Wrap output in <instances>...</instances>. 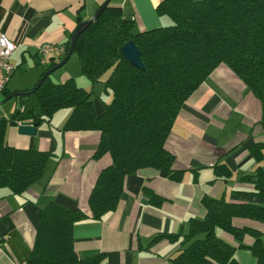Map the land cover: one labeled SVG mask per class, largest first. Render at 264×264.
Listing matches in <instances>:
<instances>
[{"label":"trees","instance_id":"16d2710c","mask_svg":"<svg viewBox=\"0 0 264 264\" xmlns=\"http://www.w3.org/2000/svg\"><path fill=\"white\" fill-rule=\"evenodd\" d=\"M156 9L159 15L169 16L170 23L137 31L135 20L109 1L78 34L73 53L78 56L81 71L96 81L103 80L102 75L110 70L103 80L104 89L112 91L110 101L95 97L93 89L77 84L72 75L55 81L49 74L35 87L55 60L32 86L19 89L25 91L17 95L19 105L10 116L0 115V187L23 193L43 177L53 155V149L9 144L7 126L27 119L51 122L57 110L70 107L62 129L99 130L93 156L99 158L109 152L112 157L99 172L89 195L93 217L101 218L117 207L125 177L141 167L165 168L170 178L181 180L184 169L171 166L174 155L165 142L184 102L220 63H226L249 90L264 100V0H160ZM81 20L79 15L78 22ZM69 39L64 42L65 54ZM131 39L140 49L143 68L132 64L121 51V45ZM10 92L6 88L3 94ZM263 149L264 140L250 145L257 162L264 158ZM214 171L218 177L232 174L225 162H217ZM241 181L253 186V190L245 191L264 197V165L258 164ZM144 192L153 204L160 205L164 200L149 187ZM201 202L205 214L191 216L186 233L159 232L150 243L163 238L177 241L182 236L181 247L171 258L173 264H237L235 244L217 233V228H222L239 244H244L243 236L250 234L253 241L248 246L257 258L256 264H264L261 229L233 222L236 216L264 222V204L208 194ZM84 216L79 207L58 201L47 203L41 209L24 264H99L104 257L102 251L80 255L75 248V223Z\"/></svg>","mask_w":264,"mask_h":264},{"label":"crops","instance_id":"0c3cea01","mask_svg":"<svg viewBox=\"0 0 264 264\" xmlns=\"http://www.w3.org/2000/svg\"><path fill=\"white\" fill-rule=\"evenodd\" d=\"M103 1L0 0V32L18 43L12 55L16 70L22 63L34 61L43 65V71L51 60L45 64L39 61V44L65 42L78 16L90 18ZM110 1L135 20L137 31L170 21L169 16L157 12L160 0ZM69 76L66 72L65 79ZM26 87L11 89L10 81L7 86L8 90ZM96 96L106 101L112 98L111 93L107 98ZM70 112V107L57 110L52 121L41 122L33 134L21 133L18 128L20 122L29 119L7 126L9 144L53 149V155L43 177L23 193L0 187V264L25 263L41 209L50 201L85 212L75 223V248L80 255L102 251L104 257L99 264H173L171 258L179 251L183 237L177 241H150L159 232L186 233L189 218L205 214L201 202L205 194L264 204V197L245 191L253 190V186L241 181L258 164L264 165V158L257 162L250 152L253 142L264 140V100L224 62L184 102L165 142L174 155L171 166L184 169L181 180L170 178L165 168L141 167L125 177L117 207L101 218L93 217L89 195L99 172L111 163L112 157L109 152L99 158L93 156L100 140L99 130L62 129ZM217 162H225L232 169L231 176L218 177L214 171ZM145 187L164 197L163 202L151 203ZM233 222L258 227L264 237V222L239 216ZM217 233L235 244L237 264H256L257 258L248 246L253 241L250 234H245L244 244H239L231 232L217 228Z\"/></svg>","mask_w":264,"mask_h":264},{"label":"rangeland","instance_id":"374dc122","mask_svg":"<svg viewBox=\"0 0 264 264\" xmlns=\"http://www.w3.org/2000/svg\"><path fill=\"white\" fill-rule=\"evenodd\" d=\"M170 21H171V18H170ZM170 21L167 22L166 24L170 23ZM30 59L32 60V58ZM42 69H43V65L41 64L36 65L34 61H31L28 63H22V65L17 68L16 72L11 77V80H10L11 89L18 88V87L32 86L37 81V77L39 73L42 71ZM66 72H68L69 75H72L75 77L77 84L82 85V86H84L85 84H88V85H85L84 87L93 89L94 96L99 94L107 98V96H109L110 93L112 94V91H106L104 89V82H103V80L108 76L110 70L106 71L102 75L101 78L103 80L92 81L90 78L87 77L86 74H84L81 71L79 59L76 53H72L70 58L65 64L55 69L51 73V77L55 81H63L66 77ZM15 90H18V89H15ZM15 90H11V92ZM4 96L6 95L1 94L0 99H2ZM18 105H19V102H18L17 96H14L0 105V114L1 113L4 115L7 114L9 116L11 115L15 107Z\"/></svg>","mask_w":264,"mask_h":264},{"label":"water","instance_id":"95a60500","mask_svg":"<svg viewBox=\"0 0 264 264\" xmlns=\"http://www.w3.org/2000/svg\"><path fill=\"white\" fill-rule=\"evenodd\" d=\"M109 1L110 0H104L102 2V4L97 8V10L94 12V14L90 18L83 19L77 23L76 27L74 28V30L72 31V33L70 35L69 49H68L67 53L63 56V58L61 60L57 61L55 64H53L52 66H50L49 68H47L45 70V72L42 74V76L37 81L35 87H38L47 75L51 74L55 69L61 67L63 64H65L68 61V59L70 58L71 54L74 51V43H75V40H76L78 34L80 32H82L89 24H91L98 17V15L103 11L105 5ZM129 18L131 19V16H129ZM121 51H122L123 55L132 64H134L138 67H141V68L144 67V63H143V60L141 57L140 49L138 48V46L136 45L134 40L131 39V40L126 41L124 44H122L121 45ZM22 92H25V91L15 90V91L8 93L6 96H4L2 99H0V105L2 103H4L5 101H7L8 99L21 94ZM39 124H40L39 122L22 121L19 123L18 128H19V131L21 133L33 134V133H36L37 127Z\"/></svg>","mask_w":264,"mask_h":264},{"label":"built area","instance_id":"2783aa9c","mask_svg":"<svg viewBox=\"0 0 264 264\" xmlns=\"http://www.w3.org/2000/svg\"><path fill=\"white\" fill-rule=\"evenodd\" d=\"M18 43L4 32H0V95L4 93L16 70L12 55ZM67 46L64 42L44 41L38 46V59L41 63L49 60L59 61L65 54ZM30 121V120H29Z\"/></svg>","mask_w":264,"mask_h":264}]
</instances>
